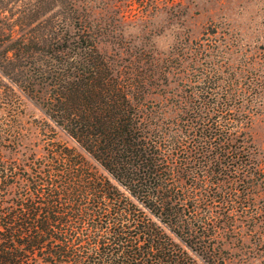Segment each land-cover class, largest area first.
<instances>
[{
    "label": "trees",
    "instance_id": "16d2710c",
    "mask_svg": "<svg viewBox=\"0 0 264 264\" xmlns=\"http://www.w3.org/2000/svg\"><path fill=\"white\" fill-rule=\"evenodd\" d=\"M78 2L30 0L0 16L1 75L85 152L52 130L27 155L2 117L0 264H227L240 217L264 215L244 89L179 59L122 72ZM5 99L1 109H19Z\"/></svg>",
    "mask_w": 264,
    "mask_h": 264
},
{
    "label": "rangeland",
    "instance_id": "374dc122",
    "mask_svg": "<svg viewBox=\"0 0 264 264\" xmlns=\"http://www.w3.org/2000/svg\"><path fill=\"white\" fill-rule=\"evenodd\" d=\"M29 1L0 0V16L17 18L27 11ZM78 5L99 34V47L115 58L122 72L126 66H142L153 58L160 64H175L179 59L184 65L219 68L221 77L239 82L247 110L252 111L250 132L256 158L264 169V0H79ZM0 88L7 100L19 99L16 111L11 105L0 108V122L5 117L19 127L25 135L20 149L27 155L42 154L52 130L56 140L85 154L50 120L39 102L1 73ZM175 89L170 84L161 92L170 95ZM5 154L21 157L20 153ZM257 204L263 211V189ZM256 211L251 209L248 214L253 216ZM238 224L241 239L227 264H264V215L240 217Z\"/></svg>",
    "mask_w": 264,
    "mask_h": 264
}]
</instances>
